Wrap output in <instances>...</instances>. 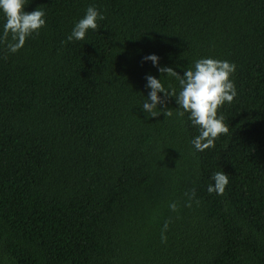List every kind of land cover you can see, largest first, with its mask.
<instances>
[{"label": "trees", "instance_id": "16d2710c", "mask_svg": "<svg viewBox=\"0 0 264 264\" xmlns=\"http://www.w3.org/2000/svg\"><path fill=\"white\" fill-rule=\"evenodd\" d=\"M89 5L104 19L69 41ZM37 7L46 24L24 46L0 43V264H264V0H25ZM149 53L181 75L235 63L210 148L192 147L174 98L171 116L142 111L146 73L179 91Z\"/></svg>", "mask_w": 264, "mask_h": 264}, {"label": "clouds", "instance_id": "9594fccd", "mask_svg": "<svg viewBox=\"0 0 264 264\" xmlns=\"http://www.w3.org/2000/svg\"><path fill=\"white\" fill-rule=\"evenodd\" d=\"M24 7L25 0H0V13L4 18L0 26V43L11 53L18 51L29 36L46 24L44 9L37 7L25 11ZM103 19V13L89 5L84 15L74 23L67 39L83 40L88 30H96L98 20ZM142 60L150 61L158 72L176 78L179 84L177 93L171 87L165 88L161 77L146 73L144 79L147 94L140 105L142 111L148 117H156L161 113L171 116L172 112L166 107V102L168 98H174L175 104L182 109L176 115L182 117L187 113L190 124L198 127V134L190 141L192 147L202 152L213 146L218 135L228 131L223 115L217 114V108L225 102L231 103L237 95L231 79L236 69L235 63L214 57H201L194 61L192 67L184 68L181 75L171 66L159 65V57L155 53L143 56ZM158 108L160 111H157ZM211 180L213 183L208 184L207 191L221 194L228 184V175L224 171H216ZM169 207L173 211L176 209L174 203ZM167 227L165 221L161 230L162 242L167 239Z\"/></svg>", "mask_w": 264, "mask_h": 264}]
</instances>
